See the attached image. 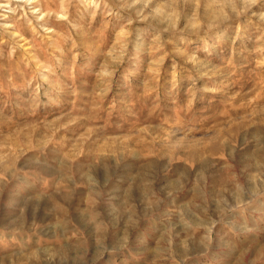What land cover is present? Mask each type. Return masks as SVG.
Instances as JSON below:
<instances>
[{"label": "rangeland", "instance_id": "obj_1", "mask_svg": "<svg viewBox=\"0 0 264 264\" xmlns=\"http://www.w3.org/2000/svg\"><path fill=\"white\" fill-rule=\"evenodd\" d=\"M0 264H264V0H0Z\"/></svg>", "mask_w": 264, "mask_h": 264}, {"label": "bare ground", "instance_id": "obj_2", "mask_svg": "<svg viewBox=\"0 0 264 264\" xmlns=\"http://www.w3.org/2000/svg\"><path fill=\"white\" fill-rule=\"evenodd\" d=\"M28 1V0H27ZM2 4V3H1Z\"/></svg>", "mask_w": 264, "mask_h": 264}]
</instances>
